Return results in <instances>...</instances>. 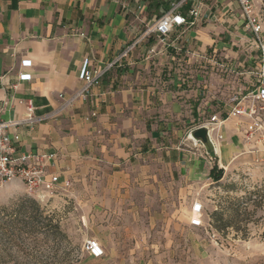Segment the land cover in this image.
Instances as JSON below:
<instances>
[{"label": "crops", "instance_id": "crops-1", "mask_svg": "<svg viewBox=\"0 0 264 264\" xmlns=\"http://www.w3.org/2000/svg\"><path fill=\"white\" fill-rule=\"evenodd\" d=\"M173 1L0 0V120L21 118L22 100L48 116L31 129L17 126L14 155L55 154L49 170L60 181L93 167L119 172L147 157L163 159L178 180L209 174L205 149L187 134L200 107L224 116L228 94L252 88L245 71L257 50L236 0H201L196 22L164 41L142 35ZM85 58L91 69L113 64L86 100L60 110L59 94L68 97L82 85ZM222 132L217 151L209 152L219 166L244 146L233 118Z\"/></svg>", "mask_w": 264, "mask_h": 264}, {"label": "rangeland", "instance_id": "rangeland-1", "mask_svg": "<svg viewBox=\"0 0 264 264\" xmlns=\"http://www.w3.org/2000/svg\"><path fill=\"white\" fill-rule=\"evenodd\" d=\"M253 4L264 40V0ZM211 157L218 180H178L147 157L119 172L76 171L49 197L0 184V264H264V161ZM90 237L103 256L84 250Z\"/></svg>", "mask_w": 264, "mask_h": 264}, {"label": "built area", "instance_id": "built-area-1", "mask_svg": "<svg viewBox=\"0 0 264 264\" xmlns=\"http://www.w3.org/2000/svg\"><path fill=\"white\" fill-rule=\"evenodd\" d=\"M239 8V16L246 31L255 42L256 54H251V63L245 73L249 76L252 88L248 90H232L227 98L225 115L217 111L209 112L200 107L198 117L192 127L206 126L209 139L217 151L218 144L224 139L222 126L230 118L234 119L237 130L241 133L244 142L240 154L247 153L255 162L264 161V40L262 37V23L255 14L253 0H236ZM187 6L185 10L182 8ZM201 0H175L170 3L169 8L163 10L158 17L147 23L142 35H156L160 41L173 33L175 29L183 25H191L196 22L200 15ZM83 36V33H80ZM27 61H22L25 64ZM105 68L91 69L88 58L82 61L79 70V79L82 80L81 87L68 97L59 94L63 98L61 109L67 108L76 100H86L92 86L100 83L106 70ZM30 74L20 73L19 79L27 80ZM25 105V112L21 118L0 120V184L12 180H19L26 191L35 197H49L60 189L69 185V180L60 181L57 173L49 170L50 163L55 157L53 153H39L25 151L14 155L15 144L19 141L17 126L32 128L36 123L48 116H37L34 106L30 100L20 101ZM11 130V131H10ZM187 137L190 139L189 135ZM191 140V139H190ZM192 141V140H191ZM193 143V142H192ZM194 144V143H193ZM196 145V144H195ZM200 145V144H198ZM202 146V145H200ZM205 155L211 160L212 157L205 151ZM205 155H203L205 157ZM201 205L193 204V213L200 215ZM84 250L91 257L104 255V247L97 238H87Z\"/></svg>", "mask_w": 264, "mask_h": 264}, {"label": "water", "instance_id": "water-1", "mask_svg": "<svg viewBox=\"0 0 264 264\" xmlns=\"http://www.w3.org/2000/svg\"><path fill=\"white\" fill-rule=\"evenodd\" d=\"M188 135L194 144L202 145L206 152H215L214 146L209 139L206 126L195 127L188 132Z\"/></svg>", "mask_w": 264, "mask_h": 264}, {"label": "trees", "instance_id": "trees-1", "mask_svg": "<svg viewBox=\"0 0 264 264\" xmlns=\"http://www.w3.org/2000/svg\"><path fill=\"white\" fill-rule=\"evenodd\" d=\"M153 6H154V7H158V2L154 3ZM168 6H169V5H167V6L165 7V10L169 8ZM158 16H159V14L157 13V14L155 15V18L158 17ZM209 174H210V176H212L215 180H218V179L220 178V175L222 174V169L217 168V165L214 164L213 167L210 169Z\"/></svg>", "mask_w": 264, "mask_h": 264}]
</instances>
